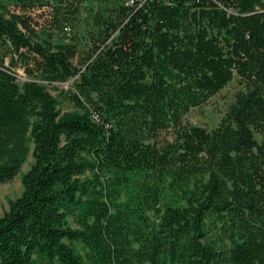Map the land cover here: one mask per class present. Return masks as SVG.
Listing matches in <instances>:
<instances>
[{
	"label": "trees",
	"instance_id": "obj_1",
	"mask_svg": "<svg viewBox=\"0 0 264 264\" xmlns=\"http://www.w3.org/2000/svg\"><path fill=\"white\" fill-rule=\"evenodd\" d=\"M29 154L0 264H264V0H0V183Z\"/></svg>",
	"mask_w": 264,
	"mask_h": 264
},
{
	"label": "rangeland",
	"instance_id": "obj_2",
	"mask_svg": "<svg viewBox=\"0 0 264 264\" xmlns=\"http://www.w3.org/2000/svg\"><path fill=\"white\" fill-rule=\"evenodd\" d=\"M20 81L25 80L22 71H19ZM73 79L64 83H54L49 85L48 89L56 95L59 90H68L72 85ZM235 89V82L229 83L219 93L212 96L209 101L199 107L192 108L186 115L185 120L194 124L202 125L211 129L215 127L225 113L228 103L231 101V95ZM60 106L67 110L69 105L60 103ZM33 159L31 154L28 155L26 162L22 165L20 172L10 181L0 183V216L8 208V201L14 199L21 194L22 174L30 167Z\"/></svg>",
	"mask_w": 264,
	"mask_h": 264
},
{
	"label": "built area",
	"instance_id": "obj_3",
	"mask_svg": "<svg viewBox=\"0 0 264 264\" xmlns=\"http://www.w3.org/2000/svg\"><path fill=\"white\" fill-rule=\"evenodd\" d=\"M133 0H129L130 3H132Z\"/></svg>",
	"mask_w": 264,
	"mask_h": 264
}]
</instances>
